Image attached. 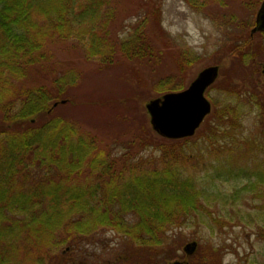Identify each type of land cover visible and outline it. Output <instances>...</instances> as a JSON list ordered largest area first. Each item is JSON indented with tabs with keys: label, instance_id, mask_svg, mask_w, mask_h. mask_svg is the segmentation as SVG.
I'll use <instances>...</instances> for the list:
<instances>
[{
	"label": "trees",
	"instance_id": "1",
	"mask_svg": "<svg viewBox=\"0 0 264 264\" xmlns=\"http://www.w3.org/2000/svg\"><path fill=\"white\" fill-rule=\"evenodd\" d=\"M123 1L0 0V264H64L63 247H77L108 229L137 248L153 250L155 259L171 228L190 220L226 225L208 211L222 201L210 194L215 189L211 185L199 188L185 174V166L193 163L188 144L205 131L208 148L219 152L237 149L244 109L259 110L255 97L247 106L235 103L212 112L194 138L170 141L158 137L153 148L165 158L159 163L161 168H154L143 160H109L94 139H86L69 121L54 116L63 102H71L69 94L79 76L75 70L50 81L31 79L36 70L48 72L54 57L50 47L55 43H79L84 58L101 65L114 64L119 55L159 58L148 36L149 21L159 16L157 0H140L143 3L137 8L146 13L142 12L145 18L127 40L116 41L113 36L121 22L118 14ZM187 1L201 11L209 1L224 0H201V5ZM249 38L228 48L231 55L241 54L245 64L255 59L252 53H243L251 46ZM183 58L187 61L178 64L180 71L191 63L187 53ZM167 82L157 86L160 93L166 94ZM263 145L257 141L250 153L262 158ZM224 171L219 179L247 181L224 198L227 205L237 204L241 193L264 191L261 169L254 179L241 171ZM258 199L264 201V195ZM150 260L148 264H153Z\"/></svg>",
	"mask_w": 264,
	"mask_h": 264
},
{
	"label": "rangeland",
	"instance_id": "2",
	"mask_svg": "<svg viewBox=\"0 0 264 264\" xmlns=\"http://www.w3.org/2000/svg\"><path fill=\"white\" fill-rule=\"evenodd\" d=\"M209 2L200 11L187 0H157L159 16L149 21L148 36L159 58L127 59L119 55L114 64L101 65L85 59L79 43H55L50 47L54 57L48 72L36 70L31 79L50 81L68 70H75L79 76L69 94L71 102L57 108L54 116L69 121L86 139H94L97 147L109 154V160H143L151 162L155 168L164 162L165 155L153 148L159 135L152 129L146 105L165 95L157 86L168 81L166 94L176 93L168 91L175 87L186 90L203 70L219 67V77L206 93L213 112L235 106V103L247 106L246 102L253 97L260 112L249 107L244 109L242 127L238 131L240 143L235 150L219 152L208 148L203 131L201 137L188 144L193 163L184 169L199 188L211 185L215 191L210 194L222 198L208 211L226 225L210 222V225H200L190 220L180 228H171L155 259L153 250L137 248L118 232L102 230L77 247H63L64 264L68 260L69 264H148L150 259L153 264H178L184 247L193 242L199 245L197 254H207L206 264H264V201L258 199L264 191L257 190L256 195L241 193L237 204L227 205L224 198L232 196L247 181L218 178L227 169L241 171L253 179L259 175L258 169L264 173V156L258 158L250 153L257 141L264 142V36L262 33L251 35L263 0ZM123 3L118 14V22H121L113 36L116 41L127 40L145 18L144 11L137 8L142 1L124 0ZM191 3L201 5V0H191ZM248 37H251V46L243 49V53H252L255 59L245 64L241 54L231 55L228 48ZM185 53L191 63L180 71L178 64L187 61L183 58Z\"/></svg>",
	"mask_w": 264,
	"mask_h": 264
},
{
	"label": "water",
	"instance_id": "3",
	"mask_svg": "<svg viewBox=\"0 0 264 264\" xmlns=\"http://www.w3.org/2000/svg\"><path fill=\"white\" fill-rule=\"evenodd\" d=\"M257 33L264 34V0L251 35ZM219 71V67H209L186 90L169 93L147 103L150 124L157 135L170 141L189 139L196 135L212 112L206 93L216 83ZM192 247L195 248V244L188 246Z\"/></svg>",
	"mask_w": 264,
	"mask_h": 264
},
{
	"label": "flooded vegetation",
	"instance_id": "4",
	"mask_svg": "<svg viewBox=\"0 0 264 264\" xmlns=\"http://www.w3.org/2000/svg\"><path fill=\"white\" fill-rule=\"evenodd\" d=\"M192 244H195V248H188L190 244H187V246L184 247L183 253L181 258V262L178 264H206V255L205 253L197 254V251L199 249V245L197 242H193ZM215 254V253H214ZM211 264V263H210Z\"/></svg>",
	"mask_w": 264,
	"mask_h": 264
}]
</instances>
